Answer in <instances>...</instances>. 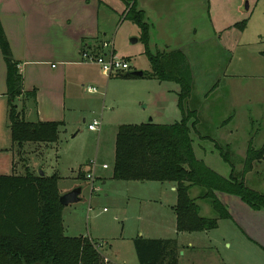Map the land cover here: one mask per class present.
Wrapping results in <instances>:
<instances>
[{"label": "crops", "instance_id": "obj_1", "mask_svg": "<svg viewBox=\"0 0 264 264\" xmlns=\"http://www.w3.org/2000/svg\"><path fill=\"white\" fill-rule=\"evenodd\" d=\"M101 8L102 0H0V19L13 55L21 63L25 90L37 89V103L31 99H26L23 103L26 120L62 122L59 139L55 142H26L23 145L13 142L6 94L7 66L0 49V174H24L27 169L33 172L30 166L35 165L38 174L43 170L45 175L60 176L59 186L64 190L63 194L81 187V200L84 187L91 191L84 176L91 159L89 155L92 153V156L103 162L98 161L95 167L97 183L101 184L102 189L96 193L91 191L90 194L99 196L105 189L104 194L113 196L118 205L122 206L124 222L121 232L113 237L102 233L99 236V239H103L102 242H97L103 256L108 258L111 264H139L134 243L135 238L139 236L176 239L179 246V264H264V210L253 209L236 195L216 191L218 198L228 208L231 218L220 219L218 227L213 229L182 232L177 228L175 205L178 196L175 183L117 180L113 178V171L109 172L110 165L108 168L103 167L108 164L107 149L108 157H112V162L115 161L116 137L121 124H115L111 134L108 133L102 114L99 118L102 125L95 140V147L91 150L90 145L81 144L74 148L81 136L80 129L76 130V125L87 123L85 113L90 110L80 92L88 81L89 72L86 68L93 63L83 62L81 53L87 47L98 51L102 48L104 39L102 40L101 36L106 33L101 30ZM177 49L184 51V48ZM168 50L169 45H166L157 51ZM153 80L159 82V93H162L160 106L154 108L151 113L150 109L147 114L142 112L150 117L141 123L172 124L179 121L182 117L178 107L179 85L171 81ZM101 92L100 90L99 93ZM159 93H155L154 98ZM91 111L96 113L94 109ZM165 117L172 119L171 122H165ZM199 122L198 114L197 129L204 135L199 129ZM194 134L202 140L200 135L196 132ZM212 138L233 145L224 142L227 138H222L221 134ZM207 141L215 147L212 141ZM62 145H66V152H71L75 157L72 159L74 166L70 168L73 174L71 177L62 174L59 168V149ZM200 146L207 149L206 144L200 143ZM50 153L56 156L53 166H50L48 161ZM25 156L28 165L23 170V165L17 167V164L18 157L26 159ZM75 165L78 167L75 168ZM48 167L51 168L50 171ZM250 173L246 178L252 182ZM70 179H73L72 183L61 187L62 181ZM201 194L202 189L192 196L199 197ZM166 195L170 197L168 200H164ZM203 200L205 199H198L201 208ZM202 215L211 217L210 212ZM118 216L119 214H116L115 217ZM89 238L95 239L92 228L89 230ZM109 248L114 254H109Z\"/></svg>", "mask_w": 264, "mask_h": 264}, {"label": "rangeland", "instance_id": "obj_2", "mask_svg": "<svg viewBox=\"0 0 264 264\" xmlns=\"http://www.w3.org/2000/svg\"><path fill=\"white\" fill-rule=\"evenodd\" d=\"M132 1L102 0L100 24L106 35L102 34L101 39L113 42L116 55L130 63V69L121 73L152 71L147 47L153 53L166 45H169V50L184 48L192 66L194 80L190 107L197 109L201 132L215 138L220 134L222 138H227L223 141L233 144L231 148L238 158L246 156L250 140L257 148L263 146L264 0H136L138 9L145 10L150 27L148 44L142 39L140 26L126 17ZM110 50V47L106 48L107 52ZM86 69L89 75L85 86L95 85L103 94H90L86 87L81 88L80 95L90 110L85 113L87 123L76 125L81 136L74 148L81 144L90 145L91 150L95 147L98 131L88 129V123L94 117L101 118L103 114V122L111 134L115 124L147 121L150 115L142 112L147 114L148 109L151 113L154 108H159L162 93H159L158 81L141 76L121 77L119 73L108 77L97 64H89ZM155 93L159 94L154 98ZM145 106L147 109H144ZM93 109L96 113L91 111ZM165 118V122L172 120ZM193 138L197 157L220 174L229 176L231 168L219 151L209 141H200L194 133ZM200 143L206 144L207 149H203ZM59 150V168L62 174L71 177L73 174L70 168L75 157L71 152H66V145H62ZM106 154V161L111 167L109 172H112L114 162L111 161L112 157H108V149ZM25 157H18L17 167L23 165V170L28 165ZM89 158V163H103L92 153ZM48 161L50 166L55 165L56 156L50 153ZM30 167L38 174L37 166ZM237 167L242 169L243 164L238 163ZM47 169L51 170L49 167ZM89 172L90 169L85 170L84 176L88 183ZM56 175L60 181V176ZM249 177L253 180L251 182L248 178L249 184L264 192V158L256 163ZM72 180L62 181L61 187L72 183ZM200 189L202 187L194 186L191 195ZM60 190L64 192L62 188ZM104 191L99 196H93L90 189L84 187L82 199L65 206L63 219L66 234L89 237L92 228L94 240L101 243L103 239H99L100 234L113 237L121 232L124 222L122 206L118 205L113 196H106ZM169 198L166 195L164 200ZM201 203L202 213L210 212L211 217L216 216L208 200ZM116 214H119L117 218ZM108 250L110 255L114 254L113 250Z\"/></svg>", "mask_w": 264, "mask_h": 264}, {"label": "trees", "instance_id": "obj_3", "mask_svg": "<svg viewBox=\"0 0 264 264\" xmlns=\"http://www.w3.org/2000/svg\"><path fill=\"white\" fill-rule=\"evenodd\" d=\"M132 2L126 17L140 26L142 39L148 44L150 27L145 12L138 9L136 0ZM0 49L7 66L6 94L13 142L23 145L57 141L62 122H31L24 116L23 103L26 99L37 103V89L25 90L21 63L13 55L1 19ZM146 53L152 71L144 72L141 77L177 83L182 117L172 124H121L116 137L113 178L175 183L177 228L182 232L213 229L218 227L220 219L231 218L216 191L236 195L253 209L264 210V192L251 186L246 178L264 158V145L257 148L250 140L246 156L238 158L229 144L200 134L197 109L190 107L194 80L188 56L181 49L153 53L147 47ZM118 76L140 75L120 72ZM195 132L202 140L214 143L231 168L229 176L197 157ZM238 163L243 164L242 169H238ZM194 186L202 187L199 197L191 195ZM62 194L56 174L40 175L29 169L24 174H0V264H106L96 241L84 235L66 234ZM198 199L208 200L216 216L202 215ZM134 243L139 264H179L176 239L139 236Z\"/></svg>", "mask_w": 264, "mask_h": 264}, {"label": "built area", "instance_id": "obj_4", "mask_svg": "<svg viewBox=\"0 0 264 264\" xmlns=\"http://www.w3.org/2000/svg\"><path fill=\"white\" fill-rule=\"evenodd\" d=\"M110 47V51H106V48ZM81 60L85 63H93L97 64L101 72L108 77L113 76L116 73H120L130 69V63L127 59L121 58L116 55L113 42L104 41L102 44V48L97 50H93L90 47H87L82 50L81 53ZM86 89L90 93H99L100 90L96 86L88 85ZM102 125V121L99 118H95L92 120L91 123L88 124V129L91 131H99ZM97 165L96 161H91L89 163L88 169L91 172L88 173V178L90 179V188L93 193L99 192L101 190L100 185L97 183V178L95 175V167ZM104 168H108V164L103 165ZM94 171V172H93ZM105 263L110 264V260L104 257Z\"/></svg>", "mask_w": 264, "mask_h": 264}, {"label": "water", "instance_id": "obj_5", "mask_svg": "<svg viewBox=\"0 0 264 264\" xmlns=\"http://www.w3.org/2000/svg\"><path fill=\"white\" fill-rule=\"evenodd\" d=\"M138 75H143L144 71H137ZM40 175H45L43 170H40ZM82 192V188L78 187L75 188L67 193H64L60 196V201L63 205H68L71 202H78L80 201V194Z\"/></svg>", "mask_w": 264, "mask_h": 264}]
</instances>
